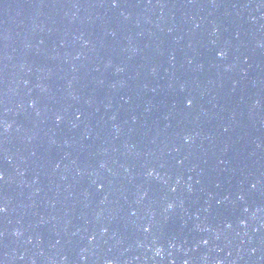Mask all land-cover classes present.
<instances>
[{"label": "water", "instance_id": "obj_1", "mask_svg": "<svg viewBox=\"0 0 264 264\" xmlns=\"http://www.w3.org/2000/svg\"><path fill=\"white\" fill-rule=\"evenodd\" d=\"M0 264H264V0H0Z\"/></svg>", "mask_w": 264, "mask_h": 264}]
</instances>
